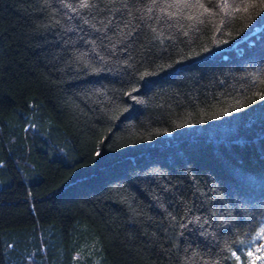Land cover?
I'll use <instances>...</instances> for the list:
<instances>
[{"label":"trees","instance_id":"1","mask_svg":"<svg viewBox=\"0 0 264 264\" xmlns=\"http://www.w3.org/2000/svg\"><path fill=\"white\" fill-rule=\"evenodd\" d=\"M241 3L0 0V264H251L264 9Z\"/></svg>","mask_w":264,"mask_h":264},{"label":"snow or ice","instance_id":"2","mask_svg":"<svg viewBox=\"0 0 264 264\" xmlns=\"http://www.w3.org/2000/svg\"><path fill=\"white\" fill-rule=\"evenodd\" d=\"M186 6L192 7V8H204V6L201 4L186 5ZM257 7L264 9V0H242V3L239 6H237L238 10H241L245 13H248L250 10L255 9ZM205 11L207 10L205 9ZM188 18L192 19L191 16H189ZM196 19L200 23H203V20L200 19V15H197ZM217 31H219V29H217ZM145 75H147V73ZM262 232H264V230H262ZM233 255H235V253H233ZM248 255H252V253L250 252L248 253ZM237 259H239V257H237Z\"/></svg>","mask_w":264,"mask_h":264},{"label":"rangeland","instance_id":"3","mask_svg":"<svg viewBox=\"0 0 264 264\" xmlns=\"http://www.w3.org/2000/svg\"><path fill=\"white\" fill-rule=\"evenodd\" d=\"M262 230H264V227H262L257 235V243H256V247L254 250H250L249 253L251 252L252 255H250V260L249 262L251 264H256L257 261L255 260V258H258L260 256H264V232H262Z\"/></svg>","mask_w":264,"mask_h":264}]
</instances>
